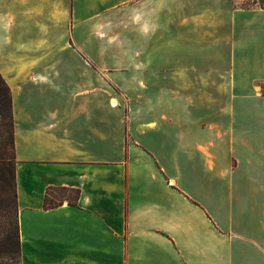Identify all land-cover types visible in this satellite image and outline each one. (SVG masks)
Returning <instances> with one entry per match:
<instances>
[{"label":"crops","instance_id":"0c3cea01","mask_svg":"<svg viewBox=\"0 0 264 264\" xmlns=\"http://www.w3.org/2000/svg\"><path fill=\"white\" fill-rule=\"evenodd\" d=\"M0 59L20 264H264V0H0Z\"/></svg>","mask_w":264,"mask_h":264},{"label":"trees","instance_id":"16d2710c","mask_svg":"<svg viewBox=\"0 0 264 264\" xmlns=\"http://www.w3.org/2000/svg\"><path fill=\"white\" fill-rule=\"evenodd\" d=\"M78 195L77 189L49 188L43 208L53 209L63 202L75 205ZM17 213L12 100L9 88L0 75V257H10L14 260L11 264H20Z\"/></svg>","mask_w":264,"mask_h":264},{"label":"rangeland","instance_id":"374dc122","mask_svg":"<svg viewBox=\"0 0 264 264\" xmlns=\"http://www.w3.org/2000/svg\"><path fill=\"white\" fill-rule=\"evenodd\" d=\"M87 10L88 9L85 8V9H81V11H79V12L77 11L78 13L75 14L76 19L81 18V20H82L83 18L89 17L92 13H90ZM79 13L81 14V17H79V15H78ZM98 20L100 21V23L99 24H96L95 27L96 28L97 27H100L101 28V32L106 33V34H109V19H108V17L107 16H103L102 18H99ZM21 21L22 22H25V16H23V17L21 16ZM93 23H95V22H92V24L89 23L87 26L93 27L94 26ZM23 56H25V55H23ZM56 56H58V55L56 54L53 57L56 58ZM46 61H49V60L46 59ZM2 62H5V65H1V59H0V66L1 67H3V66L7 67V66H9L8 64H10L9 63V59H5ZM70 64H71V62H70ZM70 64L67 63V65H64V66H69ZM57 66H61V65H57ZM91 67L94 70H96L95 69V65L92 64ZM57 72L55 71V72L49 74V76H52V75L57 74V76H55L53 78V80H52L53 84H55V83H57V84H59V83H62V84H67V83L73 84V82H76L77 81L76 74H74L73 71H70V69H67L66 68V69L63 70L62 68H58L57 69ZM50 79H51V77H50ZM74 84H76V83H74ZM110 84H112V83H108L109 87L112 89L111 90V93H113L112 95H116V97H119V95H118V92H119L118 87L117 86H114L113 87ZM65 92H67V94H68V90H66ZM12 262H14V260H12L8 256H2V257H0V264H11Z\"/></svg>","mask_w":264,"mask_h":264}]
</instances>
